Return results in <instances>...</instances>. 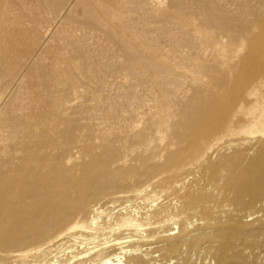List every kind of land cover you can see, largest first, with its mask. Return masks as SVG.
Returning <instances> with one entry per match:
<instances>
[{
    "label": "bare ground",
    "instance_id": "6f19581e",
    "mask_svg": "<svg viewBox=\"0 0 264 264\" xmlns=\"http://www.w3.org/2000/svg\"><path fill=\"white\" fill-rule=\"evenodd\" d=\"M17 1L0 0V26L8 25L1 29L14 37L11 48L0 52V63L7 66L0 74V264H264L261 35H255L259 41L251 55L258 62L247 64L246 74L221 72L205 83L202 54H187V76L194 80L196 93L175 111L169 104V87L162 83L178 78L184 71L181 64L142 30L126 24L120 3H85L82 25L105 32L103 36L127 57L129 69L158 85L157 105L145 119L152 135L143 129L145 150L137 153V164L128 166L121 151L109 143L111 128H99L102 131L93 135L77 132L64 121L65 103L56 86L64 80L73 89L80 86L76 64L63 68L56 63L43 76L47 97L35 92L17 106L13 97L5 100L7 89L24 72V58L53 51L60 62L66 53L49 49L39 39L41 29L54 19L39 13L25 25L15 16ZM38 1L55 17L74 2ZM206 10L215 23L231 27L220 6ZM167 14L204 47L205 59L211 50L218 62L231 67L222 35L203 33L188 17ZM179 116L183 120L176 123L174 117ZM92 136L101 139L99 151L90 147ZM154 147L164 152L163 162H153ZM76 154L89 160L79 164ZM158 175L159 191L151 181ZM102 197L112 205L103 207ZM197 221L205 222V231L197 228Z\"/></svg>",
    "mask_w": 264,
    "mask_h": 264
},
{
    "label": "rangeland",
    "instance_id": "374dc122",
    "mask_svg": "<svg viewBox=\"0 0 264 264\" xmlns=\"http://www.w3.org/2000/svg\"><path fill=\"white\" fill-rule=\"evenodd\" d=\"M76 1L74 0L69 8L63 10V14L61 13L56 17L48 15V12L46 13L44 2L38 0L17 1L15 16L25 20V25L35 17H40L39 13L42 14V18L47 16L54 19L50 27L45 24L46 27L41 29L42 32L39 39L44 42V46H49V49L58 47L61 48L62 52L66 53L60 62L55 59L53 51L44 53L41 58H38L37 55L30 60L24 58V72L18 78L19 82L17 80L7 89V94H5L4 98L9 100L13 97L15 100L13 99L12 102L17 106L26 102L28 97L35 92L47 97L48 91L42 84L43 76L50 73L56 63L63 68H68L72 62V66L76 64L74 66L77 76L81 80L80 86L73 89L67 80L56 86L58 97L65 103L62 112L64 121L71 123L77 132L89 131L93 135L102 131L100 130L102 128L103 130L104 128L107 130L111 128L113 132L109 143L121 151L124 159L123 164L128 166L137 164L139 162L137 153L145 150V142L142 138L143 129L146 135H152L151 130L146 127L145 119L151 115L157 105L158 85L151 81L147 82L146 79H141L137 73L130 70L127 57L122 54L123 52L115 42L109 40L108 37H104L106 35L105 32L82 25V8L85 3L91 0H80L82 2L81 6H76ZM107 1L120 3L123 19L124 21L126 20L125 23H128L136 30H142L146 37L153 40L152 44H156L164 51H169L175 61L183 67L182 70L184 71L183 75H180L181 78L180 76H178L179 79L174 77L169 83H162L166 88L169 87L167 89L169 92V104L175 111L184 107L196 93L193 88L194 80L187 76V54H191L192 57H198V54L199 56L202 54V64L207 67L202 72L205 76L203 78L205 83L221 72H228L232 75L246 74L248 73L246 65L258 62V59L251 55L256 43L259 41L258 38H255V35L260 34L259 39L264 44V0H133L132 4L131 2L127 4L126 0ZM209 5H218L225 11V20L230 23V28H225L215 23V17L211 15L212 12L206 10ZM168 12L179 14L185 19L188 17L191 20V25L200 28L203 33L206 31L212 32L217 38L222 35L220 42L223 47L230 51L229 61L231 67L228 68L227 64L218 62L219 57L216 54L212 55L211 50L209 51L210 57L205 59L204 47L198 41L193 40L187 32H183L182 26L175 19L173 20L168 16ZM130 20H133L135 25ZM144 26L148 29L145 30ZM1 28L0 26V52L3 53L4 49L11 48L14 37L7 35L8 33L6 34V31H3L8 29L7 24H4L3 30ZM2 35L7 36L5 39H1ZM20 49H23V47ZM260 49L264 52L263 45H261ZM78 54L82 56L79 57ZM6 70L7 66L0 63V74ZM174 81L178 82L177 84L179 85L173 84ZM131 102L133 105L135 103L133 109ZM136 108L138 109L136 110ZM127 117H131V121ZM127 120L129 123H127ZM174 120L178 123L183 118L180 116L174 117ZM89 144H91L90 147L94 151H99L101 139L92 136ZM152 150L157 152V157L153 159V162H163L164 160L161 156L164 152L158 147H154ZM76 160L79 164H82L89 158L76 154ZM134 178L137 185L142 186L143 183H138V177ZM158 178L159 175L151 180L153 188L157 187L155 189H158L157 191L161 189ZM99 199H101L103 207L112 205L109 202V198L102 197ZM196 225L200 231L206 230L204 221H197ZM6 254L4 253V255Z\"/></svg>",
    "mask_w": 264,
    "mask_h": 264
}]
</instances>
